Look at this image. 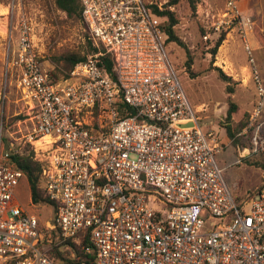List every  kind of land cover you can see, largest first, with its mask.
I'll return each instance as SVG.
<instances>
[{
    "label": "built area",
    "instance_id": "built-area-1",
    "mask_svg": "<svg viewBox=\"0 0 264 264\" xmlns=\"http://www.w3.org/2000/svg\"><path fill=\"white\" fill-rule=\"evenodd\" d=\"M223 1L216 30L241 34L259 116L264 87L247 39L253 22L236 0ZM80 2L104 52L77 64L69 78L52 77L26 21L6 53L30 124L18 146L30 145L41 164L53 218L41 223L15 197L24 172L10 156L22 147L0 153V264H57L54 247L79 260L74 246L93 261L63 264H264V188L239 201L228 187L217 158L223 145L203 130L184 93L153 2ZM103 55L114 77L99 65ZM121 103L135 113L126 108L122 116Z\"/></svg>",
    "mask_w": 264,
    "mask_h": 264
},
{
    "label": "rangeland",
    "instance_id": "rangeland-1",
    "mask_svg": "<svg viewBox=\"0 0 264 264\" xmlns=\"http://www.w3.org/2000/svg\"><path fill=\"white\" fill-rule=\"evenodd\" d=\"M151 1L153 4L157 2L159 9L163 10L172 0ZM197 1L196 9L188 0H180L170 7L178 19L176 34L188 50L168 42L164 36L165 49L178 71L185 95L201 118L203 130L215 133L223 145L218 163L225 168L224 177L233 195L242 201L264 188V109L259 116H254L260 97L241 34L234 28L216 30L225 10L224 1ZM247 3L262 18L260 24L257 16H250L253 25L247 39L264 87V0H241L242 6ZM23 21L33 29L34 44L42 61L55 67L59 76L67 73L66 57H89L91 50V37L85 24L58 9L55 0H0V153L4 157L13 154L17 147H23L18 145L30 127L17 89V79L8 78L5 59L8 48L19 40ZM224 30H227L226 39L212 64V49ZM261 31L263 34L260 35ZM227 51L229 63H223L220 59ZM189 56L193 59L190 70L187 66ZM215 67L232 78L233 94L227 93L228 83L220 78ZM230 103L235 104L236 112L228 119ZM201 107L204 110L199 111ZM18 116L22 117V134L18 132V121L15 122ZM228 127L234 131L233 138L228 135ZM255 138H258L257 146L254 145ZM15 197L41 223L53 218L52 207L45 204L33 206L27 179L21 180ZM207 216L205 211L201 215L205 220Z\"/></svg>",
    "mask_w": 264,
    "mask_h": 264
},
{
    "label": "trees",
    "instance_id": "trees-1",
    "mask_svg": "<svg viewBox=\"0 0 264 264\" xmlns=\"http://www.w3.org/2000/svg\"><path fill=\"white\" fill-rule=\"evenodd\" d=\"M190 4L192 5L193 9H196V3L197 0H188ZM180 2V0H172L170 3L163 9L160 10L157 2L153 5H151L152 12L162 20V28L165 32V34L168 36L167 41L177 43L179 46L184 47L187 49L186 44L178 37L175 31V27L178 25V19L176 14L171 11L170 7L177 5ZM55 4L58 9H60L63 12H66L70 17L78 18L83 21V15H82V5L80 0H55ZM167 22V23H165ZM225 32H222L218 40L216 41L214 48L212 49V64L215 62V58L217 56L219 48L222 46L223 42L226 39V33L227 30H224ZM90 55H95L100 52H104L103 49L100 47H97L92 39L90 38ZM188 50V49H187ZM88 59V57H82V56H69L65 58V62L68 65L67 73L63 76L57 75L55 72V67L53 71H51L52 77L56 80L59 79H67L69 78L70 73L75 68V66L81 62H85ZM193 59L191 56H189V60L187 62L188 69L190 70L192 68ZM99 65L105 69H107L108 72L114 77L113 74V62L111 60V57L109 55H103L99 57ZM215 70L219 72L220 78L228 83L227 87V93L233 94L234 88L231 87L232 78L227 76L222 69L219 67H215ZM231 104V103H230ZM121 106V115H126L125 109L127 106L124 104H120ZM128 109V115H133L135 112L129 108ZM236 112V106L235 104H231V108L228 112V119L232 118V115ZM22 117L18 116L15 120V122L21 120ZM228 135L233 138L234 137V131L231 127H228ZM22 151L20 154H14L11 155L10 158L13 160L17 166L24 172V178L27 179L29 183L30 188V195H31V202L33 206L45 204L47 206L53 207V202L50 200L49 195L47 192L41 188L42 183V167L41 164L36 162L33 159V151L30 145H27L25 147L21 148ZM261 191V190H259ZM258 191V192H259ZM257 192V193H258ZM257 193L252 194L251 197H248L249 199L254 198ZM87 244L86 241L82 243ZM75 250L79 252L80 259L77 260L76 257L72 258L70 257L69 253H65L63 251H60L59 247H54L51 249V256L54 258V260L57 262V264H63V263H77V262H83V261H93V255H86L81 251V246H74ZM69 255V256H67ZM78 257V253H77Z\"/></svg>",
    "mask_w": 264,
    "mask_h": 264
},
{
    "label": "crops",
    "instance_id": "crops-1",
    "mask_svg": "<svg viewBox=\"0 0 264 264\" xmlns=\"http://www.w3.org/2000/svg\"><path fill=\"white\" fill-rule=\"evenodd\" d=\"M242 1H243V0H242ZM237 4H238V6H239V8H240V10H241V12H242V14H243L245 17L257 16V17H258V18H257V21H258V23L261 24V20H262V18L260 17V14L257 12V10H256L255 8H253L251 5L249 6L248 3H247L245 6H242V4H241V0H240L239 2H237ZM259 34L261 35V34H263V32L261 31ZM252 36H253V33H252ZM228 52H229V51L224 52V53L222 54V57H221V59H220L221 62H223V63H225V62L229 63V59H230V58H229V53H228ZM220 66H221V67L223 66L222 63H221ZM223 68H224V67H223Z\"/></svg>",
    "mask_w": 264,
    "mask_h": 264
}]
</instances>
